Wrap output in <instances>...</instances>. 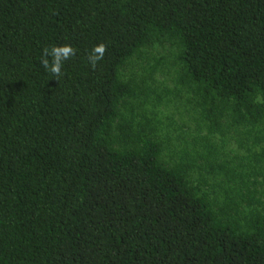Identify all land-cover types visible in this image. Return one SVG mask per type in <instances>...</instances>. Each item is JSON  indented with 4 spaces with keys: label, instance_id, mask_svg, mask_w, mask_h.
<instances>
[{
    "label": "trees",
    "instance_id": "16d2710c",
    "mask_svg": "<svg viewBox=\"0 0 264 264\" xmlns=\"http://www.w3.org/2000/svg\"><path fill=\"white\" fill-rule=\"evenodd\" d=\"M0 264H264V0H0Z\"/></svg>",
    "mask_w": 264,
    "mask_h": 264
},
{
    "label": "clouds",
    "instance_id": "9594fccd",
    "mask_svg": "<svg viewBox=\"0 0 264 264\" xmlns=\"http://www.w3.org/2000/svg\"><path fill=\"white\" fill-rule=\"evenodd\" d=\"M107 46L104 43H98L92 47L87 55L89 66L95 70L98 62L104 58ZM76 50L70 44L52 45L43 49L40 63L42 67L56 81L63 75L62 67L64 62L75 56Z\"/></svg>",
    "mask_w": 264,
    "mask_h": 264
}]
</instances>
